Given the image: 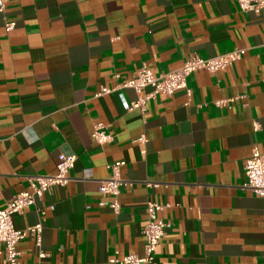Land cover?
Listing matches in <instances>:
<instances>
[{"label": "crops", "instance_id": "1", "mask_svg": "<svg viewBox=\"0 0 264 264\" xmlns=\"http://www.w3.org/2000/svg\"><path fill=\"white\" fill-rule=\"evenodd\" d=\"M233 50L242 57L226 69L188 76L191 94L127 107L152 90L121 86L143 64L158 74ZM96 124L108 142H95ZM255 146L264 152V11L236 0H11L0 10V209L29 176L55 173L60 153L77 156L66 185L13 215L19 229L42 224L40 244L32 234L18 243L19 264L143 256L149 199L171 223L152 264H264V196L244 188ZM116 161L131 182L117 211L99 191Z\"/></svg>", "mask_w": 264, "mask_h": 264}, {"label": "built area", "instance_id": "2", "mask_svg": "<svg viewBox=\"0 0 264 264\" xmlns=\"http://www.w3.org/2000/svg\"><path fill=\"white\" fill-rule=\"evenodd\" d=\"M11 0H0V10L5 8L6 4ZM241 10H253L256 12L264 11V0H236ZM16 25L15 21H7L6 30H12ZM242 57L241 50H233L226 54L212 57L193 56L187 59L180 67L172 69L168 72L154 73L146 64L126 82L121 84L123 87L134 89L137 93H142L144 89L151 87L152 90L141 95L137 102L129 109L140 108L142 111L146 108L148 100L155 98L161 94L171 96L177 90L186 89L188 94L191 90L188 88V76L199 69H206L211 72H218L232 65L236 60ZM112 89L103 88L101 93L110 92ZM92 137L98 144H104L111 139V135L107 133L103 124H96ZM144 139L143 136L141 140ZM77 159L76 154L60 153L56 163V172L46 175H33L28 177L29 187L10 199L5 207L0 209V264H19L20 251L18 243L27 235L36 236L37 242L41 243L42 224L38 223L28 228L19 229L14 225L13 215L21 212L27 205H33L37 198L42 197L45 193L50 192L54 186L66 185L71 177L70 170L73 168ZM124 161H116L109 164L112 169V175L101 180L99 191L102 194H108L113 197L110 206L117 211L119 209V201L117 199L121 192L122 186L130 184L120 175V167ZM246 181L244 188L254 191L259 196H264V152L258 146L252 150V154L247 158L245 163ZM54 206H51L53 208ZM163 209V205L154 200H147L146 211L148 221L143 228L145 236V254H127L118 261L121 264H152L155 260V251L160 244L161 239L166 234L171 223L159 216V211ZM40 256H46L44 252Z\"/></svg>", "mask_w": 264, "mask_h": 264}]
</instances>
